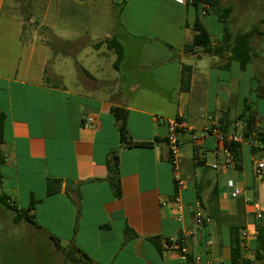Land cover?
<instances>
[{
    "label": "crops",
    "instance_id": "crops-1",
    "mask_svg": "<svg viewBox=\"0 0 264 264\" xmlns=\"http://www.w3.org/2000/svg\"><path fill=\"white\" fill-rule=\"evenodd\" d=\"M60 1H40L37 21L24 14L32 12L23 8L31 0H0V196L7 204H0V264H15L10 256L16 247L21 252L26 240L31 242L18 225L38 246L43 241L61 252L55 237L63 247H76L87 264H183L175 251L159 252L151 238L158 237L163 247L167 238L184 236L199 264L230 262V225H250L244 198L260 197L254 168L248 174L241 157L240 170L216 171L211 167L214 141H204L200 162L192 143V134L202 135L213 121L230 129L245 111L230 82L209 92L213 67L223 66L205 69V56H215L201 49L185 53L193 37L187 42L180 24L174 38L166 29L164 35L152 34L122 21L114 37L124 57L116 69L115 52L103 44L113 37L110 28L104 31L99 24L87 31L63 15L67 8L56 7ZM222 38L213 39V45ZM183 65L191 67L187 91L181 89ZM113 107L127 110L134 141L152 145L126 146ZM169 119L185 124L179 163L185 186L179 190L167 145ZM246 144L254 164L252 146ZM113 152L119 157L121 197L109 180L107 161ZM233 171L239 172L236 179ZM230 180L243 188V195L232 196ZM177 195L185 207L182 221L173 202ZM33 199L36 224L16 223L17 211ZM197 202L210 219L201 227L194 219ZM220 217L231 219L221 222Z\"/></svg>",
    "mask_w": 264,
    "mask_h": 264
},
{
    "label": "rangeland",
    "instance_id": "rangeland-1",
    "mask_svg": "<svg viewBox=\"0 0 264 264\" xmlns=\"http://www.w3.org/2000/svg\"><path fill=\"white\" fill-rule=\"evenodd\" d=\"M25 2L26 0H22ZM40 1L31 0L29 5H24L23 8H28L30 13L25 12L26 18L36 19L40 17ZM116 3L114 4L113 3ZM187 0H61L60 8L64 9V16L70 17L78 26L84 27L87 31L102 24L104 31L107 27L115 38V34L120 29V23L124 21L131 28L134 26H142L147 32L152 34L157 33L164 35L166 29L170 36L174 38L177 35V28L183 26L187 32V42L191 40L194 34L193 27L188 28L185 24H193L196 15L199 14L201 22L205 25L208 31L213 35V39H220L224 36L225 28L232 34L245 33L254 27H259L264 32V0H220L221 7L232 6L234 9L231 18L227 23L219 20L215 13L207 15L202 14V10L196 11L193 6L185 4ZM25 4V3H24ZM56 2L52 3L55 7ZM123 12V17L121 16ZM37 23V22H36ZM172 30V28H174ZM173 31V32H172ZM174 33V34H173ZM253 48L256 57L253 63L246 71L239 69L238 63L233 62L229 67H225L228 60L225 58H216L205 56L201 63L205 69H208L212 64L222 65L220 69L213 67L212 76L210 77L209 92L215 93L217 88L228 86V82L233 86V92L239 97V100L246 106H249L252 112H256L258 130L264 131V35L256 36L253 41ZM177 50V49H176ZM202 52V51H201ZM53 64V63H52ZM75 70L77 66L73 67ZM229 85V87H231ZM239 86L240 94L237 87ZM240 102V103H241ZM245 106V107H246ZM240 118V117H239ZM236 119L240 124L244 123L243 119ZM234 122V124L236 123ZM245 126V125H244ZM240 132V131H239ZM200 133L197 134L199 136ZM251 144L250 142H248ZM255 160L264 159V151L253 154ZM242 161L248 174L252 173L254 168L253 161L249 152V145L243 146ZM238 171H233V179L238 176ZM256 179L254 178V181ZM236 182V180H234ZM259 182L256 181L257 190L260 192L259 202L264 211V190L261 189ZM255 197V196H253ZM9 213L14 214L13 210ZM25 221V220H24ZM11 222V220H10ZM16 222V221H15ZM17 223V222H16ZM19 223V222H18ZM18 232H24L26 239H31V242L26 240L24 250H19L16 247V252L10 256V260L15 264H83V261L68 257L63 251L56 252L52 250V246L45 245L43 241L40 246L36 245L34 238L24 231L21 225L16 227ZM254 243V244H253ZM257 248V239L250 243V247L245 251L244 255L247 259L253 261V264H264V258L257 260L255 249ZM4 253H2L3 255ZM5 255V254H4ZM81 260H83L81 258ZM225 264H230L228 261Z\"/></svg>",
    "mask_w": 264,
    "mask_h": 264
},
{
    "label": "trees",
    "instance_id": "trees-1",
    "mask_svg": "<svg viewBox=\"0 0 264 264\" xmlns=\"http://www.w3.org/2000/svg\"><path fill=\"white\" fill-rule=\"evenodd\" d=\"M186 4L188 6H193L197 12L202 10L203 15H207L209 13H215L219 20L222 22L227 23L231 18V15L234 11L232 6L221 7L220 0H187ZM199 10V11H198ZM194 36L190 43L185 44V53L196 54L198 49L202 50V53L205 55L221 57L227 56L228 64L225 67H229L231 62H237L240 66L242 71H245L249 65H251L256 57L254 53V48L252 41L256 36H263L264 32L259 27H254L248 32L245 33H237L232 34L225 28V33L220 41L218 46L213 45V39L210 33L208 32L205 25L201 22L199 14L195 20L194 26ZM103 44H106L108 49L113 50L117 56L115 61L114 67L118 69L123 57H124V47L123 45L116 39H106L104 40ZM191 85V67L188 65H183L182 67V76H181V89L183 91L189 90ZM112 113L115 116L116 120L119 122V131L121 134L122 142L125 143L128 147H147L152 145L151 143L146 142H137L132 139L127 129V110L123 108L113 107ZM245 124L244 130L242 131L243 137L245 142L248 143H260L264 145V131L258 130L256 128L257 123V116L254 112L251 111L249 106L245 107V111L241 114L239 120H242ZM222 127V126H221ZM223 130H228L227 127H222ZM2 133V124L0 122V144L2 142L1 139ZM242 146L243 144L236 143L230 147L234 155L235 160V167L240 170V162L242 157ZM254 154H257L261 151H264V148H260L255 145H251ZM202 166V164H200ZM107 167L109 172V180L112 182L113 187L115 189V193L117 197H121L122 190H121V181H120V172H119V157L117 156L116 152H113L108 161ZM48 194H52L54 192V188L52 186L51 180L48 182L47 186ZM218 190L214 189L212 192V196H218ZM197 197L200 199V192L197 191ZM37 201L32 200L28 208L23 209L21 211H17V215L15 221L21 222L25 220L30 224L35 223V217L31 214L33 211ZM0 204L7 205L5 198L0 196ZM213 211V215H214ZM230 218H219V221H227ZM257 227L259 230V235L257 236V248L255 249V256L257 260H262L264 258V221L257 222ZM242 227L237 223H232L230 225V264H253V261L247 259L244 255L245 251L242 249L241 246V239H240V231ZM182 237H179L178 244L180 245ZM56 247L58 250L63 251L67 254L68 257L73 256V258L77 259L76 256L78 255L77 252L79 251L76 247H63L61 244L60 239L52 237ZM159 238H151V241L156 245L159 252H162L164 249V245L158 241ZM161 240V238H160ZM165 243L171 244L170 239L167 238ZM164 243V244H165ZM254 244V243H253ZM177 251H180L179 249ZM81 253V252H80ZM83 255V254H82ZM85 255V254H84ZM83 255V256H84ZM86 257V256H84ZM82 257L78 256L77 260H81ZM83 259V258H82ZM188 261L190 264H193L194 258L192 255H188ZM87 264V263H83Z\"/></svg>",
    "mask_w": 264,
    "mask_h": 264
},
{
    "label": "built area",
    "instance_id": "built-area-1",
    "mask_svg": "<svg viewBox=\"0 0 264 264\" xmlns=\"http://www.w3.org/2000/svg\"><path fill=\"white\" fill-rule=\"evenodd\" d=\"M90 122H94V118L89 119ZM168 134H167V145L170 153V160L173 166V177L177 189H182L185 186V181L181 177L180 173V159L182 156V144L180 141L181 132L185 129V124L179 119H169L166 121ZM244 123L240 124L236 122L232 128L228 130H223L219 122L213 121L212 127L202 135L192 134V143L194 146V157L195 161L200 162L204 157V148L203 143L206 139H212L215 144L214 150V162L211 165L212 169L216 171H225L235 167V160L230 147L233 144L240 143L244 144L245 139L243 137L242 131L244 130ZM240 131V132H239ZM251 145L264 148L263 144L260 143H251ZM254 175L256 180L259 182L261 189L264 190V159L254 160ZM228 187L232 190L233 197H239L244 194V190L240 187L234 180L228 182ZM244 201L249 208V215L252 217V223L240 231L241 246L244 251H247L250 247V243L257 238L259 235V230L257 227V222L264 221V211L263 207L259 200L255 197H245ZM175 210L177 214V219L179 221L183 220V213L185 210L184 204L182 203L180 196L177 195L173 199ZM167 203L162 202V205L165 206ZM194 219L196 225L201 227L204 223L210 221V219L205 216L201 203H196ZM193 232L190 233V235ZM179 237L170 238V243L164 244L165 250L175 251L180 259L183 261V264H190L188 261L189 249L186 246V237H182L180 245L178 244ZM180 251H177V250ZM199 258H196L193 264H199ZM223 260H219L220 264H223Z\"/></svg>",
    "mask_w": 264,
    "mask_h": 264
}]
</instances>
